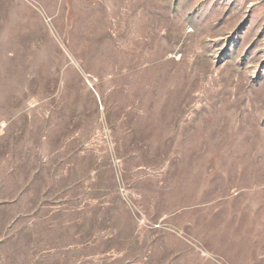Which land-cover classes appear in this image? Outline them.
Instances as JSON below:
<instances>
[{
  "label": "rangeland",
  "instance_id": "rangeland-1",
  "mask_svg": "<svg viewBox=\"0 0 264 264\" xmlns=\"http://www.w3.org/2000/svg\"><path fill=\"white\" fill-rule=\"evenodd\" d=\"M0 264H264V0H0Z\"/></svg>",
  "mask_w": 264,
  "mask_h": 264
}]
</instances>
